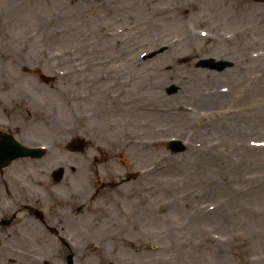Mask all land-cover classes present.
I'll list each match as a JSON object with an SVG mask.
<instances>
[{
	"label": "rangeland",
	"instance_id": "rangeland-1",
	"mask_svg": "<svg viewBox=\"0 0 264 264\" xmlns=\"http://www.w3.org/2000/svg\"><path fill=\"white\" fill-rule=\"evenodd\" d=\"M5 51L0 125L46 152L4 176L54 232L17 216L0 264H264V3L0 0Z\"/></svg>",
	"mask_w": 264,
	"mask_h": 264
},
{
	"label": "water",
	"instance_id": "water-1",
	"mask_svg": "<svg viewBox=\"0 0 264 264\" xmlns=\"http://www.w3.org/2000/svg\"><path fill=\"white\" fill-rule=\"evenodd\" d=\"M257 2H263L264 0H256ZM156 53H151L150 57L155 56ZM232 65L231 62L229 61H215L212 59H204L199 61L198 63V67L200 68H208L211 70H217V71H222L224 70L226 67H230ZM42 78L44 79V81L48 82V79L45 78L44 76H42ZM177 90V88L171 87L168 92L169 93H174ZM3 144L0 143V155L3 154H8L9 155V159L7 160H2L0 159V167H4L6 165H8L11 160L17 159L19 157H24V156H32V157H40L42 153H40V150H36V149H26L23 148L21 145L16 144L14 141L11 142V145L9 147H6L7 145L2 146ZM168 147L171 148V151H173L174 153L180 152L183 149H185V147H183L180 143V141H172L168 144ZM69 149L71 151H80L82 149V143L80 142H72L69 145ZM62 170H58L57 172H54V177L58 180L61 178L62 176ZM13 218L7 220V221H2L1 224L4 226H8L11 224ZM50 231H53L52 229H49ZM73 263V254H69L66 257V264H72Z\"/></svg>",
	"mask_w": 264,
	"mask_h": 264
},
{
	"label": "flooded vegetation",
	"instance_id": "flooded-vegetation-1",
	"mask_svg": "<svg viewBox=\"0 0 264 264\" xmlns=\"http://www.w3.org/2000/svg\"><path fill=\"white\" fill-rule=\"evenodd\" d=\"M22 127V125H20ZM29 125H24V128ZM19 125H0V132L7 136H12L17 139V130ZM5 170V169H4ZM4 170L0 169V190L4 194V197H0V215L11 216L14 214V211L18 207V200L13 196L11 182L15 176L8 174L4 176ZM27 205V203H21ZM14 210V211H13ZM30 213L31 212H27ZM32 215V214H31ZM4 216H1L0 219H3Z\"/></svg>",
	"mask_w": 264,
	"mask_h": 264
},
{
	"label": "bare ground",
	"instance_id": "bare-ground-1",
	"mask_svg": "<svg viewBox=\"0 0 264 264\" xmlns=\"http://www.w3.org/2000/svg\"><path fill=\"white\" fill-rule=\"evenodd\" d=\"M1 56H3L5 59L7 58L6 56H8L9 54L5 51V52H1L0 53ZM12 64V62H10ZM10 66V65H9ZM10 72L14 71V65L12 64V67L10 66V69H9ZM118 107H120V111L123 110V109H130L132 108V106H126V107H123L122 104H118ZM128 115H132V118L133 117V111H126ZM72 179H77V180H82V179H85V172H83L82 170L80 171V169H77L76 171H72ZM96 208V210H98L97 207H94V209Z\"/></svg>",
	"mask_w": 264,
	"mask_h": 264
}]
</instances>
